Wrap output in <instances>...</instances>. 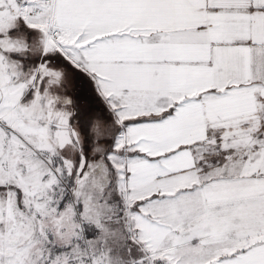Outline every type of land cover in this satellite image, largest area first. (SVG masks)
<instances>
[{
    "label": "snow or ice",
    "instance_id": "obj_1",
    "mask_svg": "<svg viewBox=\"0 0 264 264\" xmlns=\"http://www.w3.org/2000/svg\"><path fill=\"white\" fill-rule=\"evenodd\" d=\"M0 264H264V0H0Z\"/></svg>",
    "mask_w": 264,
    "mask_h": 264
}]
</instances>
